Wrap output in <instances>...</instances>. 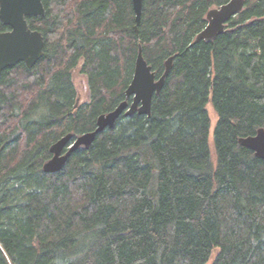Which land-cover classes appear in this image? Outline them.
I'll return each mask as SVG.
<instances>
[{"label":"trees","instance_id":"obj_1","mask_svg":"<svg viewBox=\"0 0 264 264\" xmlns=\"http://www.w3.org/2000/svg\"><path fill=\"white\" fill-rule=\"evenodd\" d=\"M43 1L28 17L43 57L0 76V264H210L216 249L211 264H264V159L239 140L264 128V0L212 42L195 38L229 0H144L139 32L132 0ZM140 46L158 77L176 54L152 115L44 171L54 142L126 99Z\"/></svg>","mask_w":264,"mask_h":264},{"label":"water","instance_id":"obj_2","mask_svg":"<svg viewBox=\"0 0 264 264\" xmlns=\"http://www.w3.org/2000/svg\"><path fill=\"white\" fill-rule=\"evenodd\" d=\"M144 0H132L136 14V31L142 19ZM246 5V0H229L219 7L211 8L207 13V25L197 34L195 42L205 40L212 42L220 34L231 30L227 23ZM46 8L43 0H0V19L10 29L0 31V76L8 68L24 62L32 68L44 55L45 38L40 30L33 29L28 21L30 16H43ZM176 54L165 62V71L158 77L152 65L148 63L140 46L134 68L133 78L128 85L126 99L113 110L102 113L97 119V127L81 135L67 133L50 147L52 157L44 163L43 169L48 173L62 170L72 153L84 146L90 148L97 136L106 128H111L122 116L139 113L152 115V104L156 94H160L166 84ZM79 104V98L77 99ZM242 145L252 149L257 157L264 159V128H259L254 135L240 137Z\"/></svg>","mask_w":264,"mask_h":264},{"label":"rangeland","instance_id":"obj_3","mask_svg":"<svg viewBox=\"0 0 264 264\" xmlns=\"http://www.w3.org/2000/svg\"><path fill=\"white\" fill-rule=\"evenodd\" d=\"M74 83H75V86L77 89L79 103L82 104V103L89 102L91 93H90V89L88 86V77L86 74L81 72V67L76 68V70L74 71ZM208 109H209L210 115L212 117L213 124L215 125V123L217 121V113H216L214 107L212 106V104L208 105ZM218 251H219L218 249L214 250L212 257L209 261L210 264L214 260Z\"/></svg>","mask_w":264,"mask_h":264},{"label":"bare ground","instance_id":"obj_4","mask_svg":"<svg viewBox=\"0 0 264 264\" xmlns=\"http://www.w3.org/2000/svg\"><path fill=\"white\" fill-rule=\"evenodd\" d=\"M208 23V22H207ZM207 25V24H206ZM228 28V27H227Z\"/></svg>","mask_w":264,"mask_h":264}]
</instances>
